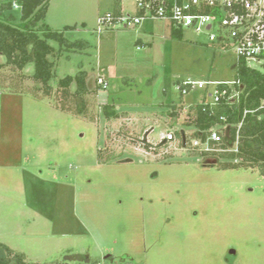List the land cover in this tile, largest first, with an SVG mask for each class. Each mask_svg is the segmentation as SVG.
<instances>
[{
	"label": "rangeland",
	"instance_id": "obj_1",
	"mask_svg": "<svg viewBox=\"0 0 264 264\" xmlns=\"http://www.w3.org/2000/svg\"><path fill=\"white\" fill-rule=\"evenodd\" d=\"M109 3L49 0L44 23L87 42L58 52L48 40L54 98L30 92L32 63L20 78L0 55V242L31 262L264 264V177L223 169L224 158L196 154L174 133L190 140V106L212 103L211 82L235 80L233 48L187 27L173 38L161 19L104 28ZM247 65L264 73V58ZM79 69L89 88L106 81L84 114L57 107L58 79ZM183 81L206 85L181 94Z\"/></svg>",
	"mask_w": 264,
	"mask_h": 264
},
{
	"label": "trees",
	"instance_id": "obj_2",
	"mask_svg": "<svg viewBox=\"0 0 264 264\" xmlns=\"http://www.w3.org/2000/svg\"><path fill=\"white\" fill-rule=\"evenodd\" d=\"M157 1V0H156ZM119 0H116L114 12L119 13ZM49 0H0V55L4 57L3 64L10 65L19 71V77L25 76L22 69L27 63L33 64V71L26 74L34 81V94L38 92L53 97V86L50 80L54 75V61L49 56L54 55L55 47L48 40L56 41L59 49L64 46L66 49L74 50L86 45L82 39L68 40L63 31L52 30L44 23ZM19 9L20 14L17 18L11 9ZM206 13H217L218 9L206 8ZM238 11L241 12V9ZM141 14V10L136 11ZM264 29V10L261 21ZM70 26H65L64 30ZM181 26L171 24V36L173 38L181 37ZM222 47H230L229 40L227 44L220 42ZM237 68L233 87L220 85V88H226L227 94L219 97V100L211 104L205 99L190 106L194 117L192 119L195 131L192 138L204 140L209 130L213 127L226 125L220 129L222 141L215 146L227 149L232 145L235 138L236 125L242 118L243 110H253L245 114L243 122L239 127V142L237 151H197L199 155H219L224 158L220 164L223 169L233 168H256L260 175L264 177V73L247 65V60L243 57L237 58ZM86 70L79 69L72 75H65L58 79L56 89L60 93L61 102L58 103L62 110L72 111L76 114L86 112V96L95 91L98 84L89 88L87 82ZM73 87V88H72ZM18 91L16 89H13ZM236 90L238 97L228 98L231 91ZM54 98V97H53ZM103 113L106 117L116 116V112L108 105L103 106ZM175 135L179 136L180 143L184 132ZM191 138V137H190ZM212 143V142H210ZM86 260L85 256H80ZM85 260L75 259L71 261H49V262H31L26 259L23 252L16 251L6 244L0 242V264H85ZM96 263V262H95Z\"/></svg>",
	"mask_w": 264,
	"mask_h": 264
},
{
	"label": "built area",
	"instance_id": "obj_3",
	"mask_svg": "<svg viewBox=\"0 0 264 264\" xmlns=\"http://www.w3.org/2000/svg\"><path fill=\"white\" fill-rule=\"evenodd\" d=\"M16 7V4H13ZM134 12L119 11L116 14L114 11H108L98 16L97 23L104 28H112L121 25L123 27H131L139 24L142 19L153 18L161 19L174 24L175 26L191 28L195 32H204L208 35L209 40L224 42L227 44L229 40L230 47L233 48L237 58L243 57L247 61H260L264 58V29L261 21L264 0H134ZM206 8L218 9L217 13H206ZM241 9V12L238 11ZM141 10V14L136 11ZM100 29L98 28L97 31ZM97 84L101 87L106 86V81L98 76ZM215 88L213 91V101L216 103L219 97L227 94L226 88H220V85L233 87L232 82H211ZM206 82H189L183 81L181 85H177V89L181 94H185L190 88L197 86L198 88L205 87ZM238 97V92L233 90L229 93L228 98L235 99ZM264 106V103H263ZM253 110H243L242 118L236 125L235 138L232 145L227 149H222L215 144L222 141V128L226 125L213 127L209 130L204 140L199 138L183 139L182 146L197 151H237L239 142V127L243 122L245 114ZM174 133L169 132L165 135L166 141L174 140ZM212 142V143H210ZM96 264H100L96 262Z\"/></svg>",
	"mask_w": 264,
	"mask_h": 264
},
{
	"label": "crops",
	"instance_id": "obj_4",
	"mask_svg": "<svg viewBox=\"0 0 264 264\" xmlns=\"http://www.w3.org/2000/svg\"><path fill=\"white\" fill-rule=\"evenodd\" d=\"M120 2H119V6H118V8H119V10L120 11H129V12H134L135 11V8H134V6H133V8H131V10L129 9V10H125L124 8H123V0H119ZM110 11H114L115 10V8H116V0H110Z\"/></svg>",
	"mask_w": 264,
	"mask_h": 264
},
{
	"label": "water",
	"instance_id": "obj_5",
	"mask_svg": "<svg viewBox=\"0 0 264 264\" xmlns=\"http://www.w3.org/2000/svg\"><path fill=\"white\" fill-rule=\"evenodd\" d=\"M183 139H184V137H183ZM163 142L165 141V140H162Z\"/></svg>",
	"mask_w": 264,
	"mask_h": 264
}]
</instances>
